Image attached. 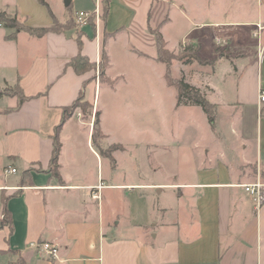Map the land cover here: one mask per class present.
I'll return each mask as SVG.
<instances>
[{
    "label": "crops",
    "instance_id": "0c3cea01",
    "mask_svg": "<svg viewBox=\"0 0 264 264\" xmlns=\"http://www.w3.org/2000/svg\"><path fill=\"white\" fill-rule=\"evenodd\" d=\"M168 1L110 0L103 21L101 0H0V10L33 27H49L52 15L65 23L99 11L94 28H79L80 45L76 27L11 38L12 29L0 25V90L17 86L25 96L19 103L16 94H0V222L5 200L10 220L0 225V264L19 257L26 264H264V203L256 208L242 187L264 180V0H229L240 12L252 7L244 21L228 19V0H179L190 35L166 47L176 53L197 45L209 62L173 59L172 77L215 105L214 128L199 106L178 104L165 81L150 29L169 43ZM79 51L95 69L69 66ZM102 90L123 104L108 123L113 103L99 108ZM80 91L93 115L76 107L63 122L59 180L49 171L54 131ZM95 110L103 137L93 142ZM168 113H177L174 135ZM150 114L160 130H150L149 142ZM112 145L113 161L99 151ZM171 147L177 152L165 166L158 153ZM41 241L58 246L56 258L37 252L32 244Z\"/></svg>",
    "mask_w": 264,
    "mask_h": 264
},
{
    "label": "trees",
    "instance_id": "16d2710c",
    "mask_svg": "<svg viewBox=\"0 0 264 264\" xmlns=\"http://www.w3.org/2000/svg\"><path fill=\"white\" fill-rule=\"evenodd\" d=\"M40 3L46 5L44 0H38ZM109 3L110 0H101V18L103 21L106 19V15L108 13L109 9ZM53 22L49 27H33V26H27L22 21H20L16 15H10L7 12L0 10V25L12 29V33L9 34V37L13 38L15 33L17 31L23 30L27 31L30 34L40 36L47 30H55V31H61L65 28L69 27H76V35L78 44L81 43V36L83 35V31L78 28V24L75 21V18L69 17L68 20L65 23H61L55 19V17L52 15ZM88 25H91L93 28L95 26L94 23V14H91L88 16ZM80 27V26H79ZM151 32L155 36L156 40V49H157V57L158 59L165 63L166 65V71L164 73L165 81L168 85L175 87L177 91V103L178 104H194L199 106L204 114L206 115V118L211 125L212 128H214L215 125V105L208 100V98L205 96L204 93L201 92L200 89L197 87L190 85L189 83L185 82L183 78L174 79L171 75L170 71V64L173 59L180 60L183 62H191V61H197L200 64H206L209 61L206 59H202L198 55V47L197 45H185L183 49H181L178 52H172L166 47V43L163 39L162 34L158 29H150ZM102 62H106L105 55L102 57ZM69 66L73 68V70L76 73H84L89 70L95 69V62L91 61L86 55H83L80 51L75 55L73 58L70 59L68 62ZM104 66V64H103ZM103 77V69L101 67L99 72V79L101 80ZM0 94H16L19 99V103H21L25 96L22 94L21 90L17 87H8L0 90ZM79 107L84 115L85 118H89L91 112H92V103H90L88 100H84L83 92L80 91L78 97L72 102V104L67 107L61 117V120L59 124L55 127L54 136H53V149H52V155L50 159L49 164V171L59 178V172H58V154L60 150V142L58 139V132L63 124V122L69 117L71 112L76 108ZM99 115L100 111L95 110L94 111V120H93V131H92V139L93 142L96 141L97 138L103 137V133L100 129L99 125ZM118 148V145H112L108 147L105 150L100 149V153L109 157L111 161H113V157L111 155L112 151L114 149ZM6 200L4 201V214L3 219L0 222V225L4 223H9L10 220L8 218V211L6 209ZM11 264H26L21 257H19L14 263Z\"/></svg>",
    "mask_w": 264,
    "mask_h": 264
},
{
    "label": "rangeland",
    "instance_id": "374dc122",
    "mask_svg": "<svg viewBox=\"0 0 264 264\" xmlns=\"http://www.w3.org/2000/svg\"><path fill=\"white\" fill-rule=\"evenodd\" d=\"M186 1H188V0H186ZM166 2L168 3L169 1L166 0ZM179 3H180L179 0H173L171 3H169V6L166 8V11H165V18L168 17L169 18V22H168L167 25L164 26L163 31H164V34L169 38V43L168 44L166 43V46L168 48H173L176 44H179L181 42L185 43V41L189 38V35H190L189 32H188L189 23L186 20L185 16L181 13L180 10H182V9L179 6ZM226 4L228 5V7H231V5H232V8L228 10V19L229 20H234L235 19V20L244 21V20H249L250 18H252V7L250 5L245 8L246 11L240 12L236 8V7H239L240 5L237 4L236 2L233 3L232 1L228 0V2ZM147 15H148L149 19L151 20L152 11L148 10ZM78 28H80V27L78 26ZM117 51H118V48H117ZM179 51H180V49H179ZM221 52H224V49H221ZM119 58H120L119 61H122L123 58H124L121 51L119 53ZM158 65L159 66H158V68L156 67V70L159 73L163 72L165 70L164 67L162 65H160V64H158ZM128 66H129V63L127 62L126 67H128ZM170 70H171V75L174 78H176L178 76L177 68L176 67H171ZM149 72H150V70H149ZM152 73H153V71H152ZM95 78H96V72H95ZM98 81H99V76H98ZM106 83H108V81H106ZM154 84L157 85V81H155ZM92 85H93V83L91 84V86ZM104 86H105L104 84L101 85L102 88ZM97 98H98V96H97ZM109 99H110V104L113 103V105H112V108L107 112V115H106L107 120H108L107 123L110 120H113V119H111L112 114L116 113V111H118V110H121V108L123 107L122 103H120L118 100L114 99L113 97L111 98L109 96L108 92L102 90L101 94H100V96L98 98L99 108L102 109V105L107 104V101ZM91 114L93 115V112ZM180 114L182 115L183 112L182 113L179 112L178 115H180ZM137 115H138L137 113H134V118L136 119L135 123L139 122V119H138ZM167 115H168V118L170 120V122L167 125V131L169 132V134L174 135L175 132H176V125H175L176 120H175V118L177 117L176 116L177 113H174L173 117H172L171 113H168ZM148 117H149L148 121L152 122V124H151V129H149L148 134H146V139L150 142L151 140H154V137L151 134L150 130H153V131L160 130V127H158L155 124V122H157V120L155 119V115H153V114L151 115L150 114ZM158 119H159V117H158ZM130 127H131L130 122L126 121L125 122V127L123 129H124V131L126 129V133H129L131 131ZM143 137H145L144 134L142 135V138ZM151 151L152 150H149V149L147 150V152H149L148 156H151V153H150ZM175 152H177L175 150V148L171 147V148H169L166 151H162V152L158 153V158L159 159H164V165L165 166L171 165L172 158H173V155H175ZM155 153H156V151H154L152 153L154 157L156 156ZM142 158H144V156H142ZM142 167L144 168L145 166L142 165ZM155 197H157V196H155Z\"/></svg>",
    "mask_w": 264,
    "mask_h": 264
},
{
    "label": "built area",
    "instance_id": "2783aa9c",
    "mask_svg": "<svg viewBox=\"0 0 264 264\" xmlns=\"http://www.w3.org/2000/svg\"><path fill=\"white\" fill-rule=\"evenodd\" d=\"M98 9L96 8L93 12L85 11V12H78L75 15L76 23L81 27L88 24V16L94 14V19L98 17ZM225 40L217 39L218 44L224 43ZM99 70H96V80H98ZM259 102H264V89L259 90L258 94ZM9 171L15 172V168H11ZM244 191L251 197L254 206L259 208L264 203V180H256L253 183H246L242 185ZM94 196H96L94 194ZM34 247L36 248L37 252L45 257L48 258H56L59 249L56 244L51 241H41L38 243H33Z\"/></svg>",
    "mask_w": 264,
    "mask_h": 264
},
{
    "label": "water",
    "instance_id": "95a60500",
    "mask_svg": "<svg viewBox=\"0 0 264 264\" xmlns=\"http://www.w3.org/2000/svg\"><path fill=\"white\" fill-rule=\"evenodd\" d=\"M64 4L67 6L70 3V0H63Z\"/></svg>",
    "mask_w": 264,
    "mask_h": 264
}]
</instances>
